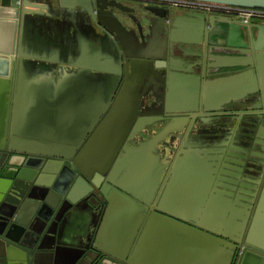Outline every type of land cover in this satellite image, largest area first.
<instances>
[{"label":"water","instance_id":"water-1","mask_svg":"<svg viewBox=\"0 0 264 264\" xmlns=\"http://www.w3.org/2000/svg\"><path fill=\"white\" fill-rule=\"evenodd\" d=\"M188 1L264 10V0ZM29 2L0 0V57L10 58L12 64L7 90L10 98L5 90L0 104V134L6 135L0 144V264H138L134 240H127L123 248L106 241V227L118 202L140 204L144 212L149 209L145 224L153 212L167 211L151 204L152 194L159 196L163 188L159 187V177L153 188H148L152 192L147 199L131 189L132 182L127 183L124 177L131 174L138 155L160 152L162 146L163 156L168 149L172 150L170 155L176 149V159L178 154H185L184 147L193 146L186 143L189 137L201 136L194 126L198 119L206 124L209 120L204 118L231 116L223 112L224 108L250 96L261 98L259 106L264 104V27L208 13H188L186 18L190 20L174 18V12L156 6L148 8L150 15L137 17L132 8L108 0ZM51 4H56L57 10ZM111 8L127 13L134 28L129 29ZM50 9L64 20L59 61L49 55V44L53 48L54 42L28 32L30 17L49 18ZM71 16H77L93 31L92 24L103 29L110 39L116 63L109 70L112 76L106 104L95 112L87 128L64 127L66 120L58 114L55 127L42 122L31 127L29 122L24 128L18 112L17 62L32 59L49 64V89L54 92L63 88L62 83L57 89L54 86L57 78L66 79V73H104L98 66L80 62L78 50L71 46ZM170 18L174 19L168 25L166 20ZM184 25L185 35L181 31ZM246 31L249 42L245 40ZM31 45L34 50L28 54L24 48ZM2 71L0 75H9ZM0 83L6 85V81ZM49 115L52 122L53 112ZM229 155L244 162L226 159L217 179L251 189L252 193L232 191L237 193L236 198L250 203L248 209L254 214L246 235L243 224L236 240L221 241L231 251L228 264H264V157L251 160ZM175 166L180 165L177 162ZM124 171L125 176L120 178ZM243 173L247 178H242ZM241 180L253 187L239 184ZM242 195L252 199H243ZM78 212L87 214L89 232L71 246L62 240L63 227ZM168 216L176 222L190 223L181 209Z\"/></svg>","mask_w":264,"mask_h":264},{"label":"crops","instance_id":"crops-1","mask_svg":"<svg viewBox=\"0 0 264 264\" xmlns=\"http://www.w3.org/2000/svg\"><path fill=\"white\" fill-rule=\"evenodd\" d=\"M29 4L38 5V2L31 0ZM51 6L57 10L56 4H51ZM168 10L175 13L174 18L183 17L186 20H190L186 18L188 13H196L174 7ZM144 14L141 11L139 13L140 16ZM71 17L74 18L71 21L72 25L70 24L71 46L78 50L80 62L90 67L98 66L104 70V73L100 72L98 75L91 73L77 75L74 73L71 76L66 73L70 77L67 76L66 79L64 77V80L57 78V86L54 87L57 89L58 83H62L63 88L54 92L51 88L49 89L52 76V68L49 64L35 62L32 59H26L22 63L17 62L14 73L20 84V91L17 93L18 112L20 113V125L24 128L25 124H29V122L31 127L40 125V122L46 125L50 123L55 127L57 126V114L66 120L63 122L64 127L87 128L95 112L101 111L106 104L105 98L108 95L112 76L109 70L113 69L116 63L115 55L111 51L110 39L106 38L103 29L96 28L92 24L93 31L76 16ZM174 18L167 19L166 23L171 25ZM36 19V17H30L29 35L36 33L43 39L54 42L56 46L53 48L52 43L49 44V55L54 56L57 61L63 41V16L59 17L56 12L50 9L49 18L41 16L39 20ZM185 25L181 30L183 35L186 33ZM251 25L264 27V21L252 20ZM253 33L256 35L258 31L255 30ZM245 36H247L245 40L249 42L247 31ZM161 38L162 35L159 36L158 33V39L161 40ZM33 50L32 45L24 48L28 54H32ZM9 59L0 57V70L8 71L7 74H9V77L0 75V80L6 81V85L0 83L1 105H3V95L11 86V83H8L12 80V64ZM74 60L76 61V57ZM56 69L58 73V66ZM5 90L6 92H4ZM185 92L189 93V89H185ZM7 96L10 98V93L8 95L7 92ZM52 107H54V111ZM50 112H53L54 115L52 122H49ZM65 115L66 117H64ZM193 136L194 139H191ZM193 136L189 137L192 141L188 139L186 143L197 147H184L183 151L186 155L178 154V159H176V149L171 155L170 151L172 150L168 149L166 155L163 156L164 147L162 146L161 150L159 149L160 152L154 150L141 156L138 155L131 174L124 177L127 183L131 184L132 182L131 189L145 199L149 198L148 192H152L148 188H153L155 180L159 177V187L163 188L159 196L155 193L152 194L151 204L153 206L157 204L159 208H164L166 209L164 211H167V213L161 211L159 214L153 212L151 220L145 224L149 209L144 212L140 204L118 202V207L115 208L112 219L106 227V241L113 242L117 248H123V244L127 240H134V251L138 264L140 262L142 264H228L227 259L228 255H231V251L227 250L221 241H230L229 243H231V240H236L237 234L241 233L240 226L243 224L245 235L251 227L254 210L251 213L248 209L250 203L236 198L237 193L232 191V188L237 191L242 189L247 193H252V190L240 186L234 187V185L217 179L220 176L221 165L226 159L244 162L242 159L229 157V153L248 159L249 156L239 153L237 151L240 150L239 146L233 144L232 140L223 141L222 138H219L218 141L212 142L211 137L208 136H197V134ZM5 138V134H0V144ZM202 143L203 146H200L199 144ZM216 144L222 145L217 147ZM243 149L248 150L247 147ZM211 151H222V154L211 153ZM217 157L220 159L219 161L216 159ZM181 159L183 163L180 161ZM177 162L180 166L176 167ZM172 165L175 168H172ZM231 166L235 165L231 164ZM124 172L120 178L125 176L126 172ZM230 173H234V171H230ZM242 178H247V175L243 173ZM230 180L236 181L232 178ZM240 183L247 187H253V184L248 181L241 180ZM224 186L231 187V189L226 190L223 188ZM242 197L243 199H252L245 195ZM176 209H181L183 216L190 223L176 222L168 216ZM89 226L90 223L85 212L71 215L68 222L64 224L62 240L68 245H77L89 232Z\"/></svg>","mask_w":264,"mask_h":264},{"label":"flooded vegetation","instance_id":"flooded-vegetation-1","mask_svg":"<svg viewBox=\"0 0 264 264\" xmlns=\"http://www.w3.org/2000/svg\"><path fill=\"white\" fill-rule=\"evenodd\" d=\"M121 3L124 6L132 8L134 10V15L141 17L139 15L140 11L143 13H149V7H160L169 9L170 5L165 4H154L147 2L146 0H108ZM115 15L125 24L129 29L134 28V23L129 19L128 14L120 11L117 8H111ZM150 10V9H149ZM77 17V16H76ZM235 18L232 16H227ZM236 19V18H235ZM73 17H70V24L72 25ZM252 22V21H251ZM250 22V24H251ZM70 36V34H69ZM107 36V35H106ZM108 39V36L106 37ZM109 40V39H108ZM242 70L235 69V71ZM261 98H256L253 96L248 97L240 102H232L230 105L224 108L225 114H230L231 116H217L214 118H204V120H209L206 124L199 119L195 122V128L199 135L204 137H211L212 142L221 140H232L233 144L239 146V153H244L249 156V159L255 160L260 159V155L264 157V104L259 106ZM264 103V102H263ZM256 105V108H254ZM236 113V114H235ZM221 116V117H220ZM221 131L218 133V128ZM244 132V133H242ZM248 148L245 151L243 148ZM264 161V158H261ZM242 249L241 245H238ZM237 249L236 253L240 250ZM231 255L229 254L228 257Z\"/></svg>","mask_w":264,"mask_h":264},{"label":"built area","instance_id":"built-area-1","mask_svg":"<svg viewBox=\"0 0 264 264\" xmlns=\"http://www.w3.org/2000/svg\"><path fill=\"white\" fill-rule=\"evenodd\" d=\"M154 4L170 5L174 8L184 9L196 13H208L212 15L232 16L244 23L252 20L264 21V10L245 9L228 5L206 3L188 0H146Z\"/></svg>","mask_w":264,"mask_h":264}]
</instances>
